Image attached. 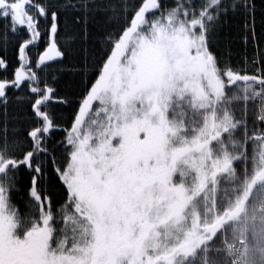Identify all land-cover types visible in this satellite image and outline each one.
I'll return each mask as SVG.
<instances>
[{"label": "snow or ice", "instance_id": "6c2138e0", "mask_svg": "<svg viewBox=\"0 0 264 264\" xmlns=\"http://www.w3.org/2000/svg\"><path fill=\"white\" fill-rule=\"evenodd\" d=\"M0 264H264V0H0Z\"/></svg>", "mask_w": 264, "mask_h": 264}]
</instances>
